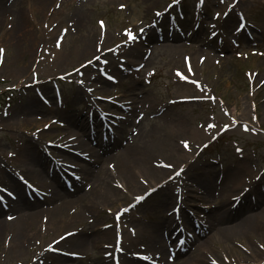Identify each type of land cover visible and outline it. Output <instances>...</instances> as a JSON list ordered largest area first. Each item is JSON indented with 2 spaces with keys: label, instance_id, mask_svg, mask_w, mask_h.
Instances as JSON below:
<instances>
[{
  "label": "rangeland",
  "instance_id": "obj_1",
  "mask_svg": "<svg viewBox=\"0 0 264 264\" xmlns=\"http://www.w3.org/2000/svg\"><path fill=\"white\" fill-rule=\"evenodd\" d=\"M37 5L34 0H0V162L10 164L14 151L18 163L25 161L20 159L21 149L28 147L26 155L34 166L40 161L44 173L52 163L71 176L67 161L74 154L80 161L78 152L51 136L33 139L36 145L26 139L36 138L40 131L80 137L77 126L82 119L73 124L69 116L85 120L92 115L103 121L94 130L101 141L108 138L111 143L135 133V140L142 135L154 141L171 138L182 149L181 164L173 173L168 171L171 174L157 175L149 190L145 187L136 195L127 180L141 184L144 168L168 159L166 155L140 154L137 163L123 171L127 175L123 178L109 166L117 200L111 213L99 209L97 216L102 218L98 222L94 216L99 224L94 230L91 220L74 228L42 224L23 238L20 250L9 241L10 235L1 234L0 264H93L94 251L78 257L68 251L67 242H87L98 233L113 243L108 248L113 264V250L122 251L118 225L147 224L156 229L169 215L171 219L187 210L192 220L184 224L196 231L194 242L171 245V240L160 238L165 249L178 254L170 258L172 264L189 255L200 263L264 264V229L194 249L208 235L199 236L198 229L212 211L240 200L252 206L250 213L264 207L260 198L264 196V0H51L44 9ZM172 36L177 37L172 41L175 47H163ZM41 39L44 45L34 51ZM133 51L142 57H133ZM26 103L44 108L35 112L42 117L41 127L22 114L17 115L18 124L11 120L18 131L1 124ZM57 145V155L48 159L44 154ZM118 149L123 151L122 145ZM27 166L20 163L14 170L29 175ZM14 170L2 166L0 184L18 185ZM46 173L41 179L49 185L53 173ZM21 181L25 195L27 183ZM136 196L143 199L132 207ZM22 204L17 199V206ZM40 205L30 213L52 206ZM5 211L9 208L2 214Z\"/></svg>",
  "mask_w": 264,
  "mask_h": 264
},
{
  "label": "bare ground",
  "instance_id": "obj_2",
  "mask_svg": "<svg viewBox=\"0 0 264 264\" xmlns=\"http://www.w3.org/2000/svg\"><path fill=\"white\" fill-rule=\"evenodd\" d=\"M34 1L40 4L37 5L40 9H44L47 5L49 6V1L51 0ZM164 36L169 37L171 36V33L169 36L167 34H164ZM195 37L196 36L191 37V39H194ZM167 39H171L169 41L172 42L176 40L177 37L172 36ZM29 40L31 41L30 46L32 47L33 39L30 38ZM169 41H166V43L164 42L162 46L175 47L174 43L169 44ZM157 43L158 42H156V44ZM43 45L44 39L37 40L34 51H37ZM31 51L33 52V48ZM28 54L30 55L29 52ZM137 54L138 53L135 51L131 53L132 56L136 55L137 58L142 57V55ZM29 55L27 59L29 58ZM31 105L32 104L26 103L22 106L21 111L16 110L11 112V114H7L4 118H9L2 120L1 124L4 122L10 129L18 131L17 126L13 125L11 120L14 119L16 122L15 124H18L17 115L22 114L25 115L27 122H31L36 128L41 127L42 117L35 112H39V110L42 111L44 108L39 105V107H31ZM79 117L82 119L77 126L81 135L80 137L72 134V136H64L62 135V132L60 135L56 134L54 136L52 133L42 134L40 131L36 133V138L29 137L26 139L30 144L36 145L35 142H32L33 139L40 141L43 137L47 138L51 136V140L57 142L59 145L78 152L81 155L80 161L76 154L72 155L67 161L68 168L71 169V174L73 176L60 172L52 165V163H48L46 168L51 170L53 177L52 183L46 185L43 179H41L42 175L45 176L46 171L44 173V170H42L44 168L40 161L37 162V166H34L36 165L34 160L26 155V151H30V148L28 147L21 149L22 156H20V159L25 161L20 163L22 164V167L28 164L27 168L29 167L30 170L29 175L25 171L17 172L14 170L17 165H20L17 161L16 151L10 154V160H12V162L16 161L17 163L11 162L10 164H6L0 162V168L3 166L5 167V170H14L18 174V185L12 184L9 186L5 181H2L0 184V194L3 195V197H0V237L1 234H3V236L5 234L10 235L9 241L11 240L12 245H16L19 250L21 249L22 241L24 240L23 238L30 232L34 231L37 226L42 224L57 223L60 227L66 225L73 226L74 228L81 227L91 220L90 222L93 223L91 229L94 230L99 225L96 223V218L98 222L102 218V215L101 217L97 216L98 213L101 212L100 210H102V207L104 208V211L111 213L114 208L112 205L114 201L117 200L118 194L115 187V177H113L111 170L108 169L109 166L118 171L115 173L116 176L123 178L127 176L123 171H126L131 164H136L140 154L141 156L145 154L147 156H159L161 158H163V154L166 155L164 158L168 159H163L162 161L159 160L158 162L153 163V167L144 168L141 184L136 182L137 180H127V185L130 186L132 192H136L134 194L136 195L140 194L141 190L145 189V187H147L145 191L149 190L148 185L150 183L155 184L157 175H160V173L171 174L168 173V171H172L173 173L176 170L177 165L181 164L178 163L181 158L178 153L181 152L182 149L178 144L171 142V138L170 140L167 138H158L154 141V139L152 140L148 135H146V138L142 135L139 139L135 140L138 136V134L135 133L136 137L129 136L126 139L118 138L117 140L115 139L113 142L108 143V138L106 142L101 141V136H96L95 134L94 130L102 126V121H100L99 118L91 115L90 118L84 120L82 116L78 115L69 116V120L74 124ZM84 124H87L89 127L85 128ZM87 129L90 132L94 131L91 132L90 137H88ZM31 134L35 135V132L32 131ZM108 136L114 137L113 134ZM173 140L176 141V139ZM120 145H122L123 151H119L118 147ZM58 148V145L55 146L54 149L50 148V154L48 153L47 155H44L49 159L50 155H57L55 153ZM173 149L176 153L172 151ZM39 156L41 157V154ZM76 159H78V161ZM81 161L84 162V165H81ZM96 165L97 170H94ZM161 166H163L164 169H159ZM22 179L27 183L24 186L28 187V193L25 195L22 194ZM71 186L73 189L70 188ZM5 188L11 193L5 191ZM45 191L46 193L42 195L41 193ZM36 192H41L37 198L34 197ZM181 192L183 193V191ZM32 197L33 199H31ZM138 197L139 196L134 197V200ZM260 198L262 201L264 200V196ZM17 199L22 201L23 204L21 206H17ZM228 200L229 199H227V201ZM41 202L46 205L50 203L52 206L30 213L31 211H34L36 207L41 206ZM139 202L140 200L134 203L132 207L136 206ZM229 202L231 205V200ZM227 205L228 204L224 205L222 209L212 211L209 219L201 225L198 235L204 236L207 232L208 235L202 243H199L197 249L194 248L195 250H200L203 246L206 244L209 245L216 239H225L228 236L233 238H244L252 235L255 231H261V229H264V207L260 211L250 213L252 206L247 204L246 201L243 202L240 200L239 204L232 207H227ZM238 206H240L239 212L237 211V209H239ZM5 207H8L9 211H5L6 213L4 215L1 211L4 210ZM186 213L189 214L188 210L187 212H183L182 215L176 212V216L171 217V219V215H169L164 219L162 224L156 227V229L155 227H151L150 229V226L147 224H138L137 228L118 225V228L122 229L119 230L116 228L119 232L118 236L120 237L122 251L120 253H115L113 250V256L117 258L119 264H145L146 261H151L154 264H166L170 261V257L166 254L167 249H165L160 238H162V240L165 239L166 241L171 240L170 238L172 237L177 238V241L184 238L185 243L191 244L194 242L193 234L185 229L184 224H179L181 222L180 218L186 217ZM3 215L4 217L2 218ZM94 216L96 217L95 219ZM43 221L46 222L43 223ZM182 222L184 223L183 219ZM230 222L234 223L229 224ZM107 238L108 237L103 236V234L100 236L98 233L95 238H92L87 242H83L82 240L68 241L67 248L71 254H75L78 257H83L84 255V257H86L90 251H94L96 258L95 263L93 264H111L112 259L109 258L110 250L108 248H111L113 243ZM232 240V238H229L227 241L231 243ZM51 259L53 260V257ZM54 259L59 261L61 258L55 257ZM87 264L90 263L88 262ZM178 264L213 263L205 261L200 263L194 259V257L189 255Z\"/></svg>",
  "mask_w": 264,
  "mask_h": 264
},
{
  "label": "snow or ice",
  "instance_id": "obj_3",
  "mask_svg": "<svg viewBox=\"0 0 264 264\" xmlns=\"http://www.w3.org/2000/svg\"><path fill=\"white\" fill-rule=\"evenodd\" d=\"M109 79H111V77H109ZM185 147H187V144H185ZM177 174H179V173H177Z\"/></svg>",
  "mask_w": 264,
  "mask_h": 264
}]
</instances>
